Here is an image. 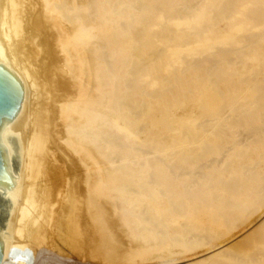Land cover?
<instances>
[{"label": "bare ground", "instance_id": "6f19581e", "mask_svg": "<svg viewBox=\"0 0 264 264\" xmlns=\"http://www.w3.org/2000/svg\"><path fill=\"white\" fill-rule=\"evenodd\" d=\"M111 1L113 0H105V2H101V0H0V72L5 74L14 86L15 90L21 96V104L17 112L13 117L5 118L0 126V152L2 157V168L0 170V195L4 197L2 198L5 199L6 207V217L4 220L1 218L0 211V248L2 251L1 264L34 263V258L33 261L32 259H28L29 244H33V250L30 248V255H32V253L34 254V247H37V245H35L36 243L34 244L36 240L43 239L41 241H46L45 243L48 242L49 239L44 240L46 237L45 234H47V229L49 232H51L54 228L56 229L58 233L55 234L56 232L54 229L51 235L56 237V241L58 238H61V240H58L61 241L66 250L67 247L72 248L69 250L71 253L73 252V256H75L74 254L77 255L81 248L87 246L93 251L92 254L89 250L91 256H95L94 259L97 257L99 259L101 257L104 258L106 262L107 259L114 257L111 256L112 254L115 255V253L118 252V248H124V246L121 247V244L124 241L119 243L120 241L118 239V235L114 234L116 232L118 233V231L115 232L117 227L112 226L111 228L112 222L109 218H116V223L113 224L121 226L120 228H117V230L123 229L122 231L128 236L127 238H130V240H136L133 241L135 243L137 242V245L140 244V241H142V238L138 236V233L141 231H149V233L156 231L158 235L156 233L155 234L159 238L160 235L162 236L163 234L162 231L160 232L158 230V228H160L159 226H161L160 222L154 223L149 220L150 217H148V214L146 213V204L140 202L141 198L143 199L142 196L138 195L136 197L129 198V205H124L118 202L113 203L112 209L114 207V212L111 216L105 214L106 208L102 204V201L114 202L113 198L110 196V191H112V189H109L108 187L106 188L105 186L109 185L110 181H104L105 183L102 184V179L105 177L107 178L110 175L109 170L112 163L117 159L118 150H123L125 152L123 149L125 146L123 145L130 142L129 139L126 138L127 142L122 144L121 138L123 137L120 138L118 136L119 133L116 134L113 130V128L119 127L117 126V123H115V117L113 116L114 107L118 106L116 109L120 108L119 110L121 111L119 103L123 100L121 101V99H118V101H120L118 102L116 101L117 99H115V102L113 101L112 103L110 101L111 96L113 94L116 96L118 92L115 91L118 86L114 87L112 83L114 79L116 81L118 75L114 73L112 50L110 49V45L106 42V35L97 30L98 19L101 14H110L108 7H105V4L106 2L112 3ZM115 1L118 2L120 0ZM168 1L176 2L177 6L181 3H187L192 0ZM233 1L234 0H218V3L214 4L211 8H207L206 4L209 3L204 2L203 0H198L197 4L199 7H205L204 13L208 16H211V12L214 10H220L223 12V8L226 7L228 11H225L226 14H229V17L230 15L241 16L242 30L240 31L243 32L240 33V36L237 38L238 40H236L242 41L244 44L239 47L237 46L235 40L233 41L232 39H225L221 43H216L213 46H210L209 43H205L204 40L192 42V44L183 43L178 46L175 51H173L174 54H171L174 56L172 60L185 63L189 62L188 65H191H187L185 72L184 69L176 70L178 73L175 74L173 72L175 75L181 76L185 73L189 74L187 73L190 71L189 67L190 69L191 67L197 69L202 64H210L211 62H215L216 59L220 57L231 54H234L235 56V53L240 52L242 48H251V46H256L259 45L260 42H264V23L262 25L260 24L263 20L259 23L261 26L258 25L259 27L256 29L250 26V19L252 18H249V15H251L250 11L254 10L252 5L253 0H241V4L244 5V8L240 4V6L237 7V11H234ZM260 2L261 1L259 0V4ZM188 7L190 6L188 5ZM191 8L192 7H190V9ZM194 9L192 8L193 13ZM259 9L261 11V16L264 17V3L261 4ZM259 9L258 14L260 13ZM135 10L137 11L138 9L135 8ZM139 11L140 10H138V12ZM188 12L191 14V11ZM221 12L220 14L222 15ZM114 13L116 16L120 14L116 12ZM123 13H125V11H123ZM179 13L177 12L176 15ZM120 15L122 16V14ZM171 16H169V18ZM187 16L189 17V14ZM261 16L260 18H262ZM174 17L178 18L173 16V18L171 17V20L175 19ZM133 26L134 25L128 27L123 26L122 29L125 32H129L133 29ZM181 30L184 34V31L187 29ZM190 30L191 33H193L194 29L191 28ZM193 44H196L197 48H192V50L186 49L190 48ZM82 46L90 47V50L87 51H90V54L88 55L86 52V56L90 57V59L87 57L88 61L85 59V56L82 57L80 54L79 50ZM154 55L156 56V54ZM133 59L134 56L129 57V59L124 62V68H127V65H130L133 62ZM239 59L241 58L239 57ZM259 65L264 66V59L261 60L258 65H255L252 70L255 71ZM218 72L220 74L222 73L221 70ZM249 72L250 71H247L246 69L244 70V74H246V76L243 77L242 82L246 84V87L249 90L243 99L244 106L237 105L242 100L241 95L236 96L235 104L229 107H225L224 98L221 99L219 97V101L223 104V107H220V103L218 101L215 102L211 99L213 100L212 103H219H217L218 106H216L218 108L212 110L213 113L209 116V122L205 126V129H199L195 132L196 138H198L197 136L200 134L209 135L210 133V135H212L213 131H216L217 127H223V125H219L218 123L220 121H224L225 128L228 127L227 129H229L234 127L236 132H238L236 126L241 127L240 130L243 129V132L244 128H247V131H252L251 133H253L254 136H260L262 138V142L264 143V125L260 126V124H249V119H260L256 116V114L254 116V113H259L264 110V86H256L255 84L251 85L250 83H247V80H251V76H247ZM171 73L172 71L170 72V76ZM173 73L172 76H174ZM219 73H216L215 67H210L204 73L200 74L208 80H211L213 84H216L217 82L215 83V80L221 79ZM231 75H235V73L232 71ZM256 76L257 75L254 77ZM257 78L260 79L261 77ZM137 79L134 80L136 81ZM262 79H264V77ZM175 80L179 79L175 78ZM219 81L222 83L221 80ZM127 83L126 86H130L127 88L125 87L126 89L130 87L137 88V84L135 82V87L130 83L129 85ZM254 83L256 82L254 81ZM217 85H214L215 87L213 88H216ZM217 88L219 91V87ZM230 88L232 89V87ZM138 89L139 88H137V90ZM129 90L132 91L131 89ZM134 90L135 94L138 93L136 92V89ZM216 90L215 94L214 90L212 92L215 96L218 94L216 93ZM216 100H218V98ZM221 100H223L224 103L223 101L221 102ZM100 102L106 107V110H99L97 104ZM123 104L120 105L123 106ZM131 112L133 113L134 111ZM180 117L172 118L176 119ZM242 117L246 120V123L244 124ZM239 121H242V126L238 124L240 123ZM235 122L238 123L236 124ZM262 122L264 121L262 120ZM199 127L201 126L199 125ZM229 130L231 132L230 138L227 142L229 144L233 142L235 143L236 141L234 140V137L237 136L235 135L236 132L231 129ZM232 132H234V135ZM224 133L226 135V132ZM249 135L251 137V134H248V136ZM239 136H241V134H238L237 138ZM246 138L247 137H245V139ZM239 139L241 140L243 137H240ZM251 140L254 139L252 138ZM251 140L248 138L247 143ZM258 140L259 139H257V141H252L251 143L254 144L258 142V144L261 145L262 142L260 143ZM223 141L222 143H224ZM236 143L239 144L237 146H241L240 141H237ZM200 145L204 146L205 144L201 143ZM121 146L123 147L121 148ZM126 147H129L128 149L131 148L130 146ZM206 148L207 147H203L202 149L209 151V149ZM133 149L135 150L133 152H137L136 150H138L133 147L130 150ZM230 150H233V148ZM260 150L264 151V148H260ZM147 151L148 161H146V159L143 161H131V167L134 165L135 167H138L140 171L134 174H128V176H131L130 179L132 183H137V179L145 182L140 186L141 191L142 189H148L146 190L147 192L150 191V186L146 188V181L148 185H160L159 183L163 182L166 184V187L169 186L167 184L171 185L174 182H181L183 183L181 191L169 192L170 190L168 191V188H166L167 192L171 193L170 198H174L176 203L179 202L180 199L183 200L187 197L197 201L202 200L203 206L210 202L217 210L220 208H229L228 210H225L229 212L232 210V218L233 216L236 217V213L234 212L235 210L236 212H240V208L237 207V209L235 208V210H233V201L223 202L217 200V198H213L207 192V187L203 185V181H206L209 177L203 174L202 170L204 168L207 169L208 165L207 163L199 162V158H201V156L197 157V159L195 158L196 156L193 157L194 160H190L192 158L190 156L188 157L189 159H187L188 161H186L187 155L184 154L185 156L182 159L183 162H186V164H192V166L193 162L196 164L194 166V170H188L190 168H185L186 165L184 163L183 166L179 163L172 162V160H176L177 162L178 158L169 159L166 157H159L154 154L152 150H150V147ZM178 151H185V149H179ZM189 151L193 152V149L191 148ZM121 152L119 153L121 154ZM123 153L121 154V157H123ZM140 153L146 154V151L142 152L140 150ZM223 157L224 156H222V158ZM239 157H241V155ZM119 159L124 160V158ZM258 159L259 158H257V160ZM212 162L213 160L211 159V162L209 163L212 164ZM216 163L217 161L213 162V164ZM258 164L260 163L255 162L254 165L242 163L240 165L242 169V173L240 175H232L226 179H221L222 176L218 179L209 178L208 181L211 183L210 186H213L210 189H214V186L219 185L217 187L222 186L221 189L219 188V192L225 193L226 191V193L233 194L232 192L234 186L236 185L235 187H238V182L243 181V179L245 180V178L247 179L249 175L254 173L253 168ZM227 166L224 168H226V171L228 172ZM146 173L149 177L144 179V177H146ZM219 173L220 172H217L218 175ZM255 180L256 181L254 182L257 183L258 180ZM117 181H120V179ZM259 182L262 183L261 181ZM141 187L145 188L141 189ZM260 190L262 189H259L258 193L261 196H257H259V202L262 198L263 203L264 192L263 190L262 192ZM160 191L161 190H159V192ZM236 191L235 193L238 195ZM161 195L164 197L163 193ZM233 195L236 196L235 194ZM180 202L183 203V201ZM255 203L253 205H255ZM262 203H259L258 206H262ZM108 204L111 205L110 203ZM108 204H106V206ZM248 208L249 206H246L244 210L240 209L241 213L246 215L245 211ZM210 209L212 210V208ZM253 214H255V211H253ZM54 215L58 216L60 220L54 222L58 219V217H55L56 219L53 220ZM128 217L140 220L142 223L144 222V224L147 222L149 227L147 230L146 227H144L143 230L140 226L134 229L130 228L128 226ZM219 221L221 220L219 219ZM53 222L57 223L54 228ZM183 226L182 229L184 230H182V232L184 233V237L182 239H176V237H174L173 233L175 230L171 231L170 229L165 228V240H159L158 238V242L150 243V245L147 246L150 249H146V256L159 254L161 252L160 249H166L168 247L175 249L178 245H181L184 248L192 246V248H189L191 250L196 249V247L203 248L206 246L205 242L208 241V231L206 233L200 232L193 234L192 231L186 229V224ZM119 231L122 233L121 230ZM58 234L60 237L56 236ZM224 234L226 235V231ZM125 236H122L121 238L124 237L126 239ZM220 239L222 240V238ZM224 240L220 243L226 242ZM59 241H57V243H60ZM149 242L151 241L149 240ZM45 243H42L41 247ZM32 246L30 244V247ZM47 246L50 247L49 245ZM60 246L61 245H59L58 248ZM127 246L128 245L126 244V247ZM41 247L38 249L39 252H44V248L47 249L46 246L42 249ZM51 248H49V250ZM73 249L78 251L74 253V251H72ZM189 249H187V251ZM216 249L217 247L214 250L216 251ZM83 250L80 252L81 255L85 252ZM36 252L37 250H35V254ZM140 252L141 251H138V253ZM230 252L231 251L229 250L222 253L221 256L218 255L220 258H217L216 262L213 264H222L225 261V257H227ZM62 254L65 255L66 252L65 254L63 252ZM81 255L78 257H81ZM142 255V253L139 254L140 257H142ZM202 255L205 256L207 254ZM41 256L39 257L41 258ZM76 257L77 256L74 258ZM121 257H117V259H121ZM124 257L125 256H123V258ZM177 258L178 259H170L166 261L165 264H180L181 262H186L185 259L181 260V258ZM113 259L112 262H115L114 264L117 262L120 263L119 260L114 261ZM242 259L240 258V260ZM255 259L256 258H254L253 261L257 262ZM191 260L188 261L190 262ZM244 261L245 260L243 259V262ZM108 262L110 263L111 261ZM243 262L242 264H244Z\"/></svg>", "mask_w": 264, "mask_h": 264}, {"label": "rangeland", "instance_id": "374dc122", "mask_svg": "<svg viewBox=\"0 0 264 264\" xmlns=\"http://www.w3.org/2000/svg\"><path fill=\"white\" fill-rule=\"evenodd\" d=\"M203 1L209 3L206 4L207 8H211L214 4L218 3V0H203ZM260 1L262 2V3L260 2V4H259V0L252 1L254 10L250 11L251 15H249V18H252L250 19L251 20L250 26L253 27L254 29L258 28L264 23V17L261 16V11L259 9L261 4L264 3V0H260ZM101 2H105V0H101ZM111 2L112 3L110 2L108 3L106 2V4L104 3L105 7H108V11L110 14L109 15H107L106 13L101 14L100 18L98 19L97 30L100 33L106 35V42L108 43V45H110V49L112 50L114 73L118 75L116 81H120V82H116L115 79L112 81L114 87L118 86L116 87L117 90H115L118 92L116 96L115 94L111 96L110 98L111 103L115 99H117L116 101H118V99H121V101L123 100L121 103H119V106L121 107V111L119 110L120 108L116 109L118 106H115L117 104L114 103L115 104L114 108L116 110L114 109L113 116L115 117V123H117V126L119 127H115L113 128V130L116 134L118 133L120 134V135L118 134L120 138L123 137L121 138L122 144L127 142L126 138H128L130 142L123 145L125 146L123 148L125 152L121 150V148L123 147L121 146L120 150L123 151L124 153L119 150L118 152L116 151L117 161L115 160L112 163L109 170L110 175L107 178L105 177L104 179H102V184L107 181H110V184L105 186L106 188L108 187L109 189H112V191H110V196L114 200V202L102 201V204L106 208L105 214L111 216L112 213L114 212V207L112 209L113 203L118 202L124 205L127 204L129 205V198L136 197L138 195L142 196L143 199L141 198L140 202L146 204V213L148 214V217H150L149 220L153 221L154 223L160 222L161 226H159L160 228H158V230L160 232L162 231L163 234L162 236L160 235L159 238L157 237L158 234L156 233V231L150 233L149 231H144V232L141 231L140 233H138V236L142 238V241H140L139 242L140 244L137 245V242L136 243L134 242L136 240L133 239L134 240L133 241L130 240V238H127L128 236L123 233L122 231L123 229L117 230V228H120L121 226H118V224L114 225L113 223H116V218L112 217L109 218L111 219L112 222V223L110 222L111 228L112 226L117 227L115 229V232L118 231V233L116 232L114 234L118 235V239L120 241L119 243H121V241H124L121 244V247L124 246V248L121 249L118 248V252H116L115 255L112 254L111 257L114 256L113 257L114 259L113 258H110L111 260L107 259V262L104 258L101 257L99 259L98 257L94 259L95 256L94 257L91 256V253L93 251L89 249V247L87 246L81 248V250L87 248L86 250L85 249L83 250L85 252H83L84 254L82 255L80 254L81 252L80 249H79L80 251L76 250L78 251V253L77 255L74 254L75 256H77L76 258H74L75 256L72 255L73 252L71 253V251L69 250L72 248L67 247L68 250L67 251L65 249V246H63L61 241H59L61 240V238H58L60 237L59 234L56 236H58L57 238L59 240L57 239V241H59L60 243H57L56 237L51 235L53 230L55 229L54 228L55 225L57 224L54 222L60 220V218L56 216L57 215L56 214L53 216L54 217L53 220H55L58 217V219L53 222L54 229L52 231L50 229L51 232H49V230L47 229V234H45V236L48 238L46 237L44 238V240L49 239L50 242L48 240V242L45 243L46 241L44 242L41 241L43 239H38L39 241L36 240L34 244L36 243L35 245H37V247H34V254H35V250H37V252L35 256L32 253L33 257L32 255H30L31 254L30 248L33 250V246H32L33 244L30 243L32 247H30L29 244L28 259L29 260L32 259L33 261L34 258V263H32L31 261L32 264H108L109 263L108 261L112 262V259L114 261L116 260L120 261V263L117 262L116 264H165L166 261L170 259H178L177 257H179V259L180 258L181 260L185 259L186 261L183 263L181 262L180 264H213L216 262L217 258H220L218 255L221 256L222 253L230 250L232 253L231 252L228 253V256L225 257L224 259L225 263L223 262L222 264H229V263L242 264L243 259L245 260L243 262L244 264H264V202L262 203V198L261 201L259 202L258 200L259 196H257L260 195L258 193L259 189H262L264 192V188H263L264 187V151L260 150V148H264V143L262 142V138L260 136H254L253 133H251L252 131L251 132L250 130L247 131L248 130L247 128H244V132H243L242 131L243 129L240 130L241 127L236 126L238 132H236V129H234V127H231L229 129L236 132L235 135L237 136L238 134L239 135L241 134V136H239L238 138L237 136L234 137V140L236 142L240 141L241 146H237L239 144L236 142L235 143L233 142L234 144L233 143L229 144L227 141L230 138L231 131L227 129L228 127L226 128L224 127L225 125L224 121H220L218 123L219 125H223V127L222 126L217 127L216 131L214 130L215 133L213 131L212 135H210V133L209 135L200 134L199 136H197L198 138H196V133H195L199 129L200 130L205 129V126L209 122L208 118L213 113L212 110L218 108L216 106H218V104L220 103L219 101L220 98L221 99L224 98L226 105L224 106L229 107L235 104V97L241 95L242 100L237 105L244 106L243 99L245 98L247 92L249 91L248 88L246 87V84L242 83L243 77L246 76V74H244L245 69L247 71H250L247 76H251V80H247V83H250L251 85L255 84L256 86H264V82H261L264 81V79H262L264 77V66L259 65L255 71L252 70V68L255 65H258L259 62L264 59V42H260V44L256 46H251V48L250 47L246 49L242 48L240 52L235 53V56L234 54L233 55L231 54L228 55L229 57L228 56L220 57L216 59L215 62H211L210 64H204V65L202 64L197 69L191 67L192 69L191 70L189 67L190 71L188 70V68L187 70L189 72H187L186 70V72L189 74L185 73L184 75L177 76L175 75L178 73V71L176 70L184 69L185 72V69L189 62L185 63V62L173 61L172 59L174 58V56H172L171 54L172 53L174 54L173 51H175L176 48L182 45L183 43L192 44V42H198L199 40H204L205 43H209L210 46H213L216 43H221L225 39H232L233 41L235 40L237 46L241 47L244 44V42L237 41L238 40L237 38L240 36V33L243 32L240 31L242 30L241 16L230 15L229 17L228 16L229 14H226V11H228L226 9L227 7L223 8V12H221L220 10L217 11L214 10L211 12V16H208L204 13L205 7L198 6L197 4L198 0L189 1L190 3L189 2L183 4L181 3L177 6H176V2L168 1V0H120L118 2L113 0ZM233 4H234V11L235 10L237 11V7L240 6L241 0H234ZM188 5L193 9L195 8L194 13L192 8L190 9ZM242 7L244 8V5H242ZM135 8H137L140 11L139 12L138 10L136 11ZM258 9L260 12L259 14H258ZM123 11H125V13H123ZM176 11L179 14L176 15L177 13ZM188 11H191V14ZM219 11L222 13V15L220 14ZM114 12L118 14L120 13L122 14V16L120 14L116 16ZM188 14L189 17L187 16ZM224 14L226 17L224 16ZM169 16H171L172 18L173 16H176L178 18L174 17L175 19L171 20V17L169 18ZM227 16L229 19L227 18ZM260 16L262 18H260ZM222 19H228V20H222ZM261 20L263 21L261 22ZM259 23L261 25H259ZM132 25H134L133 29L130 30L129 32H125L122 29L123 26L128 27ZM191 28L194 29L193 33H191L190 30ZM181 29H187V30H185L183 34V31ZM196 44H193L191 45L190 48H186V49L187 50L190 49L192 50V48L195 49L197 48ZM88 50H90L89 46H82L80 47L79 50L81 56L82 57L85 56L86 60L88 57L86 56L87 55L86 52ZM87 53L89 55L90 51ZM154 54H156V56ZM131 56H134L133 62L130 65H127V68H124L123 66L124 62L127 59H129V57ZM239 57L241 59H239ZM88 59H90V57H88ZM147 61L150 63H148ZM210 67H215L217 74L219 73L218 71L220 70L222 71L221 73L222 76L219 73L221 79L215 80V83L217 82L218 85L217 83L213 84L211 80H208L206 77L200 74V73H204ZM171 71L172 73L173 72L175 73V74L173 73L174 76H172V73L170 76ZM232 71L235 73V75H231ZM255 75L257 76L254 77ZM257 77L259 78L261 77V78L258 79ZM175 78L179 80H175ZM134 79L137 80L135 81ZM219 80H221L222 83ZM125 81L126 83L128 82L127 83L128 85L130 83L134 87L136 86L134 84L135 82L137 84V88L139 89L137 90V88H133V87L126 89L130 85L126 86ZM254 81L256 83H254ZM211 82H212V86H211ZM214 85H217L216 88L219 87V91L218 88L217 90L216 88H213L215 87ZM230 87H232V89ZM129 89H131L132 91H130ZM134 89H136V92L138 93L135 94ZM213 90H214V94L216 90L217 91L216 93H218L219 95L218 94L217 96L213 95L212 93ZM214 97L216 99L218 98V100H216ZM211 99H213L215 102L218 101L219 103L218 102H217L218 104L215 102L212 103L213 100ZM222 101L223 100H221V102ZM120 104H123V106H121ZM222 105L223 104L220 103V107ZM97 107L99 108V110H106V107L101 102L97 104ZM131 111L134 112L132 113ZM255 114L260 119H255V120L249 119V124H257V125L260 124V126L264 125V122H262V120L264 121V110L259 113H254L253 115L255 116ZM172 117H180V118L174 119ZM242 118H243V124L246 123L244 117ZM241 122L240 123L237 122V123L240 124V126H242L243 124L241 125ZM199 125L201 127H199ZM120 132L124 133L127 136L121 134ZM224 132H226V135ZM234 132H232L233 135ZM242 133L244 136L242 135ZM248 134H251V137L250 135L248 136ZM240 137L241 138L243 137V139H241L242 141L239 139ZM245 137L247 138L245 139ZM248 138H250V140L252 138L254 139L249 141L250 143L252 141H257V139H259L258 141L260 143L261 142L263 143V147H262V143L260 145L258 144V142L254 144L251 143V145L248 142L249 143L248 144L247 143ZM222 141L224 143H222ZM201 143L202 144L204 143L205 145L201 146L200 145ZM126 146H130L131 148L133 147L138 150H136L137 152H133L135 151L134 149L130 150L131 148L128 149L129 147L127 148ZM149 147L150 150H152V152H154V154L158 155L159 157H166L169 159L178 158L177 162L176 160H172V162L179 163L183 166L185 164L186 165L185 168H190L188 170H194L195 169L194 166L196 164L194 162H193V166L192 164L189 163L186 164V162H183L182 160L183 157L187 155L186 161H188L187 159H189L188 157L190 156L192 157L190 160H194L193 157L195 156L196 159L197 157L201 156V158H199V162L207 163L208 165L207 169L204 168L202 170V173L205 174L207 177L213 179H218L221 176H222L221 179H226L231 177L232 175L235 176L240 175L242 173V169L240 167L242 163L250 164V165H254L255 162L260 163L258 164L259 166L258 165L254 166L253 168L254 171L252 169V171L254 172L252 174L254 176L251 174L247 177V179L245 178V180L243 179V181L238 182L237 183L238 187H235L236 185L234 186L232 193L235 194L236 196H234L231 193L230 195L229 193H226V191L225 194L223 190H222L223 193L219 192L218 190L222 188V186L217 187L219 185L214 186V189H210L213 186L212 185L210 186L211 183L208 181L209 178L206 181H203V185L207 187V192L213 198H217V200L223 202L233 201L232 207L234 209L231 207L233 210H235L236 207L244 210L246 206L247 207L249 206V208L246 209L245 211L246 215L242 214L241 210L239 209L240 212H236V210L234 211L236 213V214L234 213L236 217L233 216L232 218L231 217L232 210L231 212L226 211L229 208H220L217 210L216 207H214L210 202H208L203 206L202 200L201 201L199 200L200 201L199 202L195 199L193 200L192 198H187V197L183 200L180 199L179 202L176 203L174 198H170L171 193L169 192L181 191L183 188V183L181 182H176V183L174 182L171 185L167 184L169 186L166 187L165 186L166 184L163 182L159 183L160 185L158 184L148 185L146 181L145 184L146 188L150 186L149 187L150 191L147 192L146 190L148 189H142L145 187H141L143 191L142 192L140 190V186L145 182L141 180L142 181L141 183V181L137 179V183L136 182L132 183L130 179L131 176H128V174H134L140 171V169L138 167H135L134 165H132L131 167V161L133 160L143 161L144 159L148 161L147 150H149ZM203 147H207L206 149H209V151L203 150L202 149ZM191 148L193 149V152L189 151V149ZM231 148H233V150H230ZM139 149L142 152L146 151V154L140 153ZM179 149L180 150L185 149V151H178ZM119 152H121V154L123 153V157H121L122 155ZM240 155L241 157H239ZM222 156L224 157L222 158ZM119 158H124V160ZM257 158L259 159L257 160ZM211 159L213 160V162L217 161V163L216 164H213V162L212 164L209 163L211 162ZM226 166L228 167V172L226 171L227 169L224 168ZM217 172H220L219 175L217 174ZM148 177L149 176L146 173V177H144V179L145 178L147 179ZM119 179L120 181H117ZM255 179L258 180L257 182L258 184L254 182L256 181ZM259 181H261L262 183H260ZM127 188L129 189V191H133V192H129ZM166 188H168V191L169 190L170 191L167 192ZM158 189L161 191L159 192ZM262 190L260 191L262 192ZM235 191L238 193V195L235 193ZM162 193L164 194V197H162L163 196L161 195ZM2 197L3 196L0 195V198ZM3 198L0 199V211H1V218L4 220L6 217V207H5V199ZM180 201H183V203ZM105 203L106 204L110 203L111 205L108 204L106 206ZM254 203L255 205H253ZM259 203H262V206H258ZM210 208H212V210ZM251 210L255 211V214H253V211ZM216 214L218 215V217ZM127 219L129 220L128 226L130 228L134 229L140 226L143 228V230L144 227H146L147 230V228L149 227L148 226L149 224L147 222L146 224H144V222L142 223V221L133 219L132 217H128ZM219 219L221 221H219ZM185 224L187 226L186 229L192 231L193 234H197L200 232L206 233L208 231L207 232L208 241L205 242L206 245V246L204 245L205 247L203 248L196 247V249L191 250L189 248H192V246L184 248L181 245H178L175 249L168 247L166 249H160L161 252L159 254L146 256V249L148 250L150 249L149 247H147L148 245H150V243L158 242L160 239L165 240V228L166 229L168 228L171 231L175 230V232L173 233L174 237H176V239H182L184 237V233L182 232V230L184 229H182V226ZM119 230H121L122 233ZM54 231L56 232V233L54 232L55 234L58 233L56 229ZM225 231H226V235L224 234ZM152 233L154 236L152 235ZM49 234L51 235V237ZM122 236H125L126 239L124 237L121 238ZM220 238H222V240L225 239L224 241H226L227 243L226 242L220 243L223 242ZM149 240L151 242H149ZM42 243H45L46 245L44 244L41 247ZM126 244L128 245L127 247ZM47 245H49L50 247H48ZM59 245H61L59 247L61 250L58 248ZM45 246L47 247L48 250L44 248L43 249L44 252L41 250H40L41 252H39L38 249L40 247L42 249ZM215 246L217 247L216 251L214 250L216 248ZM49 248L53 250L51 249L49 250ZM187 249L189 250L187 251ZM62 250L64 254L66 252L65 255L62 254L63 253ZM89 250L91 251V253ZM72 251H74V253L76 252L75 249H73ZM138 251L141 252L138 253ZM141 253L144 255V257L143 255L142 257L139 256V254ZM202 254L204 255L207 254V255L203 256ZM214 254H216L217 256ZM79 255H81V257H78ZM229 255L230 256L233 255V256L230 257ZM39 256H41L42 259ZM123 256L125 257L123 258ZM117 257H121V259L119 258L117 259ZM240 258L243 259L240 260ZM254 258H256L255 260L257 262L253 261ZM188 260H191L190 261L191 263ZM111 262L109 264L115 263V262L112 263Z\"/></svg>", "mask_w": 264, "mask_h": 264}, {"label": "water", "instance_id": "95a60500", "mask_svg": "<svg viewBox=\"0 0 264 264\" xmlns=\"http://www.w3.org/2000/svg\"><path fill=\"white\" fill-rule=\"evenodd\" d=\"M21 104V96L14 86L0 72V126L5 118H11L17 112ZM2 168V157L0 152V170ZM2 263V251L0 248V264Z\"/></svg>", "mask_w": 264, "mask_h": 264}]
</instances>
